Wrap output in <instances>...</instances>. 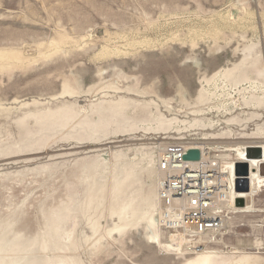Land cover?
<instances>
[{
    "label": "rangeland",
    "instance_id": "rangeland-1",
    "mask_svg": "<svg viewBox=\"0 0 264 264\" xmlns=\"http://www.w3.org/2000/svg\"><path fill=\"white\" fill-rule=\"evenodd\" d=\"M172 142L264 145V0H0V264H264V188L160 228Z\"/></svg>",
    "mask_w": 264,
    "mask_h": 264
},
{
    "label": "built area",
    "instance_id": "built-area-1",
    "mask_svg": "<svg viewBox=\"0 0 264 264\" xmlns=\"http://www.w3.org/2000/svg\"><path fill=\"white\" fill-rule=\"evenodd\" d=\"M159 149L158 170L166 174L161 177L159 183L160 206L157 221L160 228L166 231L183 232L184 236L189 238L217 235L222 225L221 216L229 208L218 210V204L231 201V194L226 188L227 181L223 180L227 175L226 170L221 171L219 165L209 162L210 167H200L204 166L200 165L190 172L189 166H184L187 165L184 157L188 151H186L187 146L182 142H172L166 144L162 151L161 148ZM201 154L203 155L202 151ZM198 163L202 164V160ZM198 163L196 164L199 165ZM189 175L197 176V178H188ZM173 186L179 189L175 191L172 189ZM192 186L203 187L204 195L190 194L187 187ZM174 200L181 201V208L174 206Z\"/></svg>",
    "mask_w": 264,
    "mask_h": 264
},
{
    "label": "bare ground",
    "instance_id": "bare-ground-1",
    "mask_svg": "<svg viewBox=\"0 0 264 264\" xmlns=\"http://www.w3.org/2000/svg\"><path fill=\"white\" fill-rule=\"evenodd\" d=\"M165 146L166 145H161V147H160L161 151L165 148ZM249 146L250 145H241V146H238L235 149H232V148L229 149V150L235 152V154L238 157L236 162H232V163L228 164L227 167L224 168V171L226 170L225 173L227 175L225 176L224 179L222 177L224 182L227 181L226 182V188H227L228 193L231 194V201L229 203H220V204H218V207H217L218 210H222L224 208L227 209V207H229V208L235 209L236 211L240 210L241 212H244V213H251L252 211H254L253 210L254 206H252L250 204H248L245 207L244 210L237 209L238 207L235 208L236 207V200H238V199L245 200V199H251V198H252V200H254L256 197H258L260 195V193H262V190L264 188V175H262L261 171H260V166L264 165V145H261V144H258V143H257L258 147H255V146L252 145L253 148H260V150L262 151L263 160H261V161L260 160H256V159H248L247 158V150H248ZM216 148L219 149V148H222V147H219V148L216 147ZM223 148H225V147H223ZM195 149L199 150L200 152L201 151L203 152V155L201 154L202 164H199L198 162H194V163L187 162V165L185 164L184 166H189L188 168H189L190 172H191V170H196V168L199 167L200 165H204V166H200V167H205V166L206 167L207 166L210 167L209 166V162L211 164L214 163V161H210L211 158H209L210 154L212 153V151H211L212 149L210 150L208 147H205L204 145H197V144L193 143V144H188L187 145L186 151L195 150ZM217 159H218V157H216V161H217ZM218 162H215L214 164L219 165ZM196 163H198L199 165H197ZM238 163H246L249 166L250 173H249V176L247 177L248 184H249V190L247 192H237V190H236V183L238 182V180L242 179V177H237L236 172H235L236 171V164H238ZM212 166H214V165H212ZM175 171H173V172H175ZM173 172H171V173H173ZM189 174L192 175L193 173H189ZM164 175H166V174H163V173L160 172V177H162ZM191 175H189L188 178H191V179L197 178V176H191ZM171 177H170V179H171ZM223 180H222V183H224ZM173 182L177 184L176 181H173ZM172 189L177 191L179 189V187L173 186ZM170 190H171V188H170ZM187 190H188V192L190 194H196V195H201V196L204 195V191H205L203 189V187L195 188V186L187 187ZM174 204H175L174 205L175 207L181 208V206H180L181 205V201L179 202L178 200H174ZM228 204H230V205L227 206ZM148 207L154 208L155 204L152 201H150L149 204H148ZM229 208H228V210H229ZM228 210H227V212H228ZM225 218H226V216H224V215L221 216L222 225H221V229L220 230H222L223 225H224V223L226 221ZM151 223L155 226L156 221L154 220V218L151 219ZM209 236L210 235H202V236H200V239L204 240V237L205 238H207V237L209 238ZM158 238H159L158 235L153 237V239H155L157 241H158ZM172 240L176 241L177 237L176 236H172ZM200 254H201V256L199 258H197L191 264H211L212 263V258L213 257H211V253H208V252L204 253V251H203V253L200 252Z\"/></svg>",
    "mask_w": 264,
    "mask_h": 264
},
{
    "label": "water",
    "instance_id": "water-1",
    "mask_svg": "<svg viewBox=\"0 0 264 264\" xmlns=\"http://www.w3.org/2000/svg\"><path fill=\"white\" fill-rule=\"evenodd\" d=\"M247 158L248 159H256V160H263V153L260 148H252L249 147L247 150ZM186 162H199L201 160V152L197 149L190 150L184 157ZM261 174L264 175V165L260 166ZM236 175L237 177H242V179L238 180L236 183V190L237 192H247L249 190V184L247 177L249 176L250 170L249 166L246 163H238L236 164ZM236 206L238 208H243L245 206V200L238 199L236 200Z\"/></svg>",
    "mask_w": 264,
    "mask_h": 264
}]
</instances>
